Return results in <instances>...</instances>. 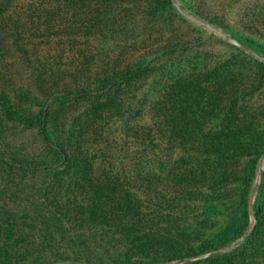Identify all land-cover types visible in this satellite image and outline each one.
Here are the masks:
<instances>
[{"label": "rangeland", "instance_id": "obj_1", "mask_svg": "<svg viewBox=\"0 0 264 264\" xmlns=\"http://www.w3.org/2000/svg\"><path fill=\"white\" fill-rule=\"evenodd\" d=\"M165 1L16 0L0 17V89L25 116L49 108L54 143L92 172L63 176L56 144L0 107V264H186L254 231L245 237L264 176V0L154 12ZM81 89L91 94L65 98ZM139 177L140 231L113 215L106 189Z\"/></svg>", "mask_w": 264, "mask_h": 264}, {"label": "trees", "instance_id": "obj_2", "mask_svg": "<svg viewBox=\"0 0 264 264\" xmlns=\"http://www.w3.org/2000/svg\"><path fill=\"white\" fill-rule=\"evenodd\" d=\"M14 1L16 0H0V17ZM171 3L172 2L170 0L160 2L162 6L155 7L154 12L161 11L162 8L170 5ZM135 73V70L127 69L115 73L108 79H103L101 82L102 90L111 91L117 89V87H119V85L123 81L131 78ZM89 94H91V91L81 89L80 91L69 93L67 96H65V98L77 103L86 99ZM21 95L29 101L33 100L28 93L21 91ZM0 107L7 118L19 121L21 124L29 128H37L46 143L51 145L56 144V153L61 158L63 166V176L70 174L71 170L73 175H79L81 176V178H88L92 174L91 168L89 166V157L73 153L72 151L67 149L65 145H61V141H57L56 143H54L52 135L48 129L51 120L49 108L41 110L36 116H25L15 110L11 101L1 89ZM147 131H149L150 133L151 127H149V130ZM258 160L259 158L256 156L250 161L249 171L251 172V174H254L256 172L259 163ZM153 177L156 176L153 175ZM115 182L116 181L109 180L106 186V189L111 195L108 202L110 203V208L113 211V215L117 213L120 214V218H123V225L133 227L136 230L140 231V177L136 180V182H130L129 185L125 188L118 186ZM148 188L149 189H147V191L152 193L155 192L152 187ZM245 188L247 191L249 188L248 183H245ZM247 203L248 196L245 197V210L248 208ZM254 209L257 216V225L244 244L238 246L234 251L230 253H213L203 260H195L193 263L186 264H264V176L258 197L254 204ZM88 217L92 221H95L94 219H96L98 215L89 212ZM99 217L102 219H106L105 216ZM113 218H111V220H113ZM84 219L86 218H82L81 220L84 221ZM236 238H239V236L235 235L232 239H229L224 244L218 246L217 249L226 244H230ZM212 250L214 249H211V251ZM199 254L200 252H197L195 249H191L187 257H195ZM184 258L185 257L180 255H171L166 257V260L169 262H174L181 261ZM144 263H150V261L137 255L134 257H128L127 260L122 262L121 264Z\"/></svg>", "mask_w": 264, "mask_h": 264}, {"label": "water", "instance_id": "obj_3", "mask_svg": "<svg viewBox=\"0 0 264 264\" xmlns=\"http://www.w3.org/2000/svg\"><path fill=\"white\" fill-rule=\"evenodd\" d=\"M263 170H264V159H263V161L261 163V166H260V171L262 172ZM255 196H256V193L252 192L251 195H250V199H249V213H250V216L252 218V225H251L250 229L246 232L245 237H247L249 235V233L251 232L252 228L255 226V224L257 222L256 215H255V212H254Z\"/></svg>", "mask_w": 264, "mask_h": 264}]
</instances>
